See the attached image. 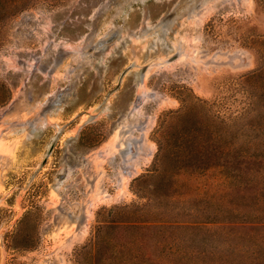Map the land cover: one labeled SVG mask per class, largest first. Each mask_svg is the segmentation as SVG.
Segmentation results:
<instances>
[{"label": "rangeland", "instance_id": "1", "mask_svg": "<svg viewBox=\"0 0 264 264\" xmlns=\"http://www.w3.org/2000/svg\"><path fill=\"white\" fill-rule=\"evenodd\" d=\"M252 73L264 111V0H0V264H92L124 209L194 222L228 206L219 168L160 196L153 174L171 118L196 99L241 116Z\"/></svg>", "mask_w": 264, "mask_h": 264}, {"label": "trees", "instance_id": "2", "mask_svg": "<svg viewBox=\"0 0 264 264\" xmlns=\"http://www.w3.org/2000/svg\"><path fill=\"white\" fill-rule=\"evenodd\" d=\"M260 75L242 81L250 103L241 116L218 119L208 103L196 99L171 118L174 124L163 130L171 139L159 145L161 167L153 174L157 196L164 188L160 183L181 173L219 168L228 182V206L215 201L213 210L202 211L205 221L194 222L149 219L155 214L152 206L124 209L91 245L92 264H264V111L256 98ZM175 183L166 186V192L172 191L166 198L174 196ZM207 224L215 228L207 229ZM148 231L158 236L149 237Z\"/></svg>", "mask_w": 264, "mask_h": 264}, {"label": "bare ground", "instance_id": "3", "mask_svg": "<svg viewBox=\"0 0 264 264\" xmlns=\"http://www.w3.org/2000/svg\"><path fill=\"white\" fill-rule=\"evenodd\" d=\"M30 67H35V65L33 63H30ZM120 152L121 155V164L122 165H127L133 158L134 156L132 154H130V143L129 141H127L123 147H121V149L118 150ZM128 154H130L131 156H128ZM138 155H143V152L138 151L136 153V156ZM133 157V158H132ZM138 172V169H131L129 171V176L126 178L125 180V186L128 184L129 180H131V178H133L134 175H136Z\"/></svg>", "mask_w": 264, "mask_h": 264}, {"label": "water", "instance_id": "4", "mask_svg": "<svg viewBox=\"0 0 264 264\" xmlns=\"http://www.w3.org/2000/svg\"><path fill=\"white\" fill-rule=\"evenodd\" d=\"M127 71H128V69L125 70V71L120 75V77H119V81H118L119 83L121 82L123 76L126 74ZM102 106H103V105L99 106V108H101ZM57 138H58V135H56V136L52 139V141H51V143H50V145H49V147H48V149H47V152H46L45 158H47V157L52 153V151H53V147H54V144H55Z\"/></svg>", "mask_w": 264, "mask_h": 264}]
</instances>
